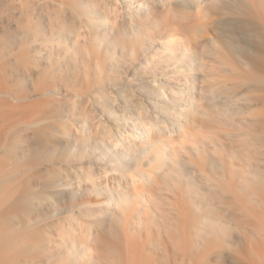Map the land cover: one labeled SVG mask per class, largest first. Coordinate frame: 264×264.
<instances>
[{"label":"bare ground","instance_id":"1","mask_svg":"<svg viewBox=\"0 0 264 264\" xmlns=\"http://www.w3.org/2000/svg\"><path fill=\"white\" fill-rule=\"evenodd\" d=\"M0 13V264H264V0ZM38 89L60 123H13ZM51 159L66 167L36 189Z\"/></svg>","mask_w":264,"mask_h":264},{"label":"rangeland","instance_id":"2","mask_svg":"<svg viewBox=\"0 0 264 264\" xmlns=\"http://www.w3.org/2000/svg\"><path fill=\"white\" fill-rule=\"evenodd\" d=\"M65 1H69V0H65ZM21 10L24 11V12H27L28 8L26 6H23V7H21L20 11ZM1 18L3 19V22L1 20ZM14 23H16V21L13 20L12 22H10L8 15H4V14L0 13V33L4 32L3 31L4 27H10V26L13 27ZM138 75H139L138 72L128 71L126 73H123L122 78H121V83H122L121 85H123L126 89L130 90L132 92V94H135V100L148 98V95H144L140 91L139 80H138L140 77H138ZM1 79H3V78H1ZM2 86L6 87L7 89H9L11 87V85L9 83H7V81L3 82ZM19 88L21 89V91L23 90L21 87H19ZM113 90H115V89H113ZM23 92H24V90H23ZM62 93H63L62 95H66V94L69 95L68 97L67 96H63L66 100H69L71 98V96H74L73 92L66 93V91H63ZM41 94H42L41 90L38 89L36 91V99H35V101L38 104L33 105L32 108L28 112L23 113L22 116L19 115L18 118L16 117L17 119L14 118L15 120L13 119L14 120L13 123L19 124V122L23 121V120L24 121H27V120L37 121V120H40L41 123L43 124V127L48 125V124L60 123L59 112L56 111L57 110V105L52 104L50 102L51 99L49 97H44ZM79 94H82V93H79ZM62 95H59V96H56V97L60 98V97H62ZM79 103H80V106H81L80 109L82 110V111L78 110L79 112L77 111L79 114L83 113V110H85L84 108H89L91 110H96V109L98 110V106L95 104V102L93 100L85 102V103H83L82 100H79ZM131 110H132V112H136V110H137L136 106H131ZM34 111H36L38 113V115ZM78 113H77V115H75V119L77 121L80 120V115ZM155 113H156V115L159 118H162L163 117L162 115H164L162 112H159L158 110L157 111L155 110ZM167 117L171 118V116H167ZM11 122H12V120H11ZM107 123L113 124L112 122H110L108 120H107ZM46 164L49 167L48 170H47V167H46L45 172H41L40 173V177H38V176H33L32 177V186L36 187V189H38V188H40L42 186L43 181L45 179V176L51 175V173L54 170H61L63 168V166L66 165V163L64 161H59V159H57L55 162L51 159L50 161H47ZM96 165L98 166L100 164L97 163ZM6 211H4L3 214H1V216H0L1 220H6L7 224H11L13 221L10 218L11 217L10 216V211H8V210H6ZM7 217H9L10 220H7V219H9ZM53 219L56 222L58 218L54 217ZM8 222H10V223H8ZM44 223H50L49 222V218L47 219L45 217Z\"/></svg>","mask_w":264,"mask_h":264}]
</instances>
